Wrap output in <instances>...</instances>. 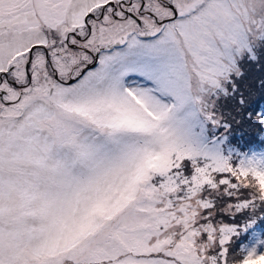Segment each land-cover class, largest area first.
<instances>
[{
  "label": "snow or ice",
  "instance_id": "snow-or-ice-1",
  "mask_svg": "<svg viewBox=\"0 0 264 264\" xmlns=\"http://www.w3.org/2000/svg\"><path fill=\"white\" fill-rule=\"evenodd\" d=\"M236 127L264 0H0V264H264Z\"/></svg>",
  "mask_w": 264,
  "mask_h": 264
},
{
  "label": "trees",
  "instance_id": "trees-1",
  "mask_svg": "<svg viewBox=\"0 0 264 264\" xmlns=\"http://www.w3.org/2000/svg\"><path fill=\"white\" fill-rule=\"evenodd\" d=\"M258 136L252 132L251 129L245 127H236L228 138L227 145H231L234 148L244 152L248 149L249 145H252L258 140ZM226 145V146H227Z\"/></svg>",
  "mask_w": 264,
  "mask_h": 264
},
{
  "label": "rangeland",
  "instance_id": "rangeland-1",
  "mask_svg": "<svg viewBox=\"0 0 264 264\" xmlns=\"http://www.w3.org/2000/svg\"><path fill=\"white\" fill-rule=\"evenodd\" d=\"M227 145V144H226ZM228 149H233L234 147H232L231 145H227L226 146ZM238 152H240V150H238L237 148H235ZM240 153H247L249 155H251L252 153H256V154H264V138L259 137L258 140L253 143L252 145H249L248 149H246L244 152H240ZM256 234L254 233L253 236H255ZM262 239H264V237H261Z\"/></svg>",
  "mask_w": 264,
  "mask_h": 264
}]
</instances>
